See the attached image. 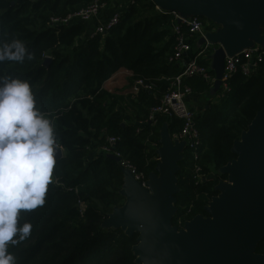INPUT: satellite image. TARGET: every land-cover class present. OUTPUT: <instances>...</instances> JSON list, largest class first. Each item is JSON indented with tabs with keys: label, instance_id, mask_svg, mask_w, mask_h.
Masks as SVG:
<instances>
[{
	"label": "trees",
	"instance_id": "trees-1",
	"mask_svg": "<svg viewBox=\"0 0 264 264\" xmlns=\"http://www.w3.org/2000/svg\"><path fill=\"white\" fill-rule=\"evenodd\" d=\"M88 3L0 0V45L20 40L26 48L23 61L0 62V76L29 82L64 152L56 161L45 204L21 212L18 218V226L30 222L32 230L25 240L9 244L15 264H135L132 248L137 235L128 237L121 229L101 227L124 199L119 195L123 184L120 164L102 155L99 148L107 137H119L117 150L122 157L148 176L158 163L156 149L148 144L158 143L164 124L171 136L182 126L176 118H161L154 126L140 125L182 70L170 61L174 15L159 11L152 0H134L106 35L87 37L85 23L49 24L51 17L65 16ZM215 28L211 23L207 26L209 31ZM45 57L52 59L48 67L43 65ZM199 63L208 61L199 58ZM120 70L144 80L151 90L135 98L110 92L105 83ZM184 83L193 92L210 94V85L201 77ZM217 95L218 102L210 103L196 118L201 134L197 163L207 178L202 183L193 178V163L186 152L180 163V192L173 218L177 227L197 215L206 216L205 206L217 195L215 186L226 180L219 170L235 158L231 153L234 141L264 108V59L250 75L241 71L232 75L227 89ZM121 105L125 110L129 107L131 120L125 121ZM256 252L264 255V239Z\"/></svg>",
	"mask_w": 264,
	"mask_h": 264
},
{
	"label": "water",
	"instance_id": "water-1",
	"mask_svg": "<svg viewBox=\"0 0 264 264\" xmlns=\"http://www.w3.org/2000/svg\"><path fill=\"white\" fill-rule=\"evenodd\" d=\"M161 12L176 13L182 19L199 17L216 26L200 37L196 46H214L210 73L214 74L211 95L222 89L226 57H233L256 45L264 47V0H152ZM52 62L45 57L43 65ZM186 144L172 140L168 125L159 131L158 163L148 175L146 187L127 169H121L124 199L103 220L104 229H121L128 237L137 235L132 248L135 264H264L256 252L264 239V108L258 111L235 140V158L221 167L226 176L215 186L200 214L182 228L173 224L180 192L178 174ZM64 157L58 147L55 160ZM117 163L120 159L106 155Z\"/></svg>",
	"mask_w": 264,
	"mask_h": 264
},
{
	"label": "clouds",
	"instance_id": "clouds-1",
	"mask_svg": "<svg viewBox=\"0 0 264 264\" xmlns=\"http://www.w3.org/2000/svg\"><path fill=\"white\" fill-rule=\"evenodd\" d=\"M25 54L20 40L0 45V62H21ZM58 147L52 122L37 106L29 82L0 76V264H15L9 244L31 233L32 224L18 226V218L45 204Z\"/></svg>",
	"mask_w": 264,
	"mask_h": 264
},
{
	"label": "built area",
	"instance_id": "built-area-1",
	"mask_svg": "<svg viewBox=\"0 0 264 264\" xmlns=\"http://www.w3.org/2000/svg\"><path fill=\"white\" fill-rule=\"evenodd\" d=\"M31 2H45L48 0H30ZM134 0H130L129 5L133 4ZM106 4L103 0H89V3L76 11H73L65 16H53L50 18L51 26H70L78 23H88L97 19ZM175 17L172 32L174 36L173 54L170 57L172 62H183L181 73L171 79L170 90L164 94L157 105L150 108L147 119L140 125H157L161 118H176L181 121L180 130L172 135V140L185 142L187 153L190 161L193 163V178L202 183L207 178L202 173V167L198 165L199 153L201 146V134L196 122V114L188 106L187 99L193 93L192 88L184 83V80L201 77L204 81L213 87L215 78L214 74L210 73V56L215 49L214 46L206 43L198 52L191 56L194 44L203 37L207 30L209 22L202 18L193 17L190 19H182L178 23V15L172 13ZM122 13H115L104 22H100L92 35H106L114 29L121 18ZM89 35V36H92ZM87 36V37H89ZM199 58L208 61V64L199 63ZM264 59V47L256 45L254 48H249L243 52L233 56L226 57L225 71L222 78V89H227V81L236 72L241 71L245 76L250 75L255 71ZM151 85H148L142 79H133L131 94L135 98L141 91H150ZM139 131V129H138ZM120 141L119 137H107L106 144L99 148V152L106 156L114 155L120 159L121 169H127L134 176L135 180L140 182L143 187H146L148 176L140 172L138 168L128 159L122 157V153L117 150V144ZM158 147V143L156 144ZM80 214L83 215V209H80ZM183 224L179 227L182 228Z\"/></svg>",
	"mask_w": 264,
	"mask_h": 264
},
{
	"label": "crops",
	"instance_id": "crops-1",
	"mask_svg": "<svg viewBox=\"0 0 264 264\" xmlns=\"http://www.w3.org/2000/svg\"><path fill=\"white\" fill-rule=\"evenodd\" d=\"M106 4L105 9L101 12L100 16L97 19H94L88 23H85L86 25V36L92 35L96 29V26L100 22H104L107 19H109L112 15L115 13H122L128 8L130 0H103ZM198 42V41H197ZM197 42L193 46V50L191 53V56L195 55L197 52L198 47L196 46ZM177 66L180 67V69L183 68V62L178 61ZM122 80H125L126 85L128 86L127 89H123V82ZM119 81H121V84L119 85ZM112 84L117 85V89H111L108 86H112ZM133 84V76L130 71L127 70H120L118 73H116L109 81L105 83V88L110 89L113 91V93H116L121 96H131V89ZM109 90V91H110ZM218 95H211V94H200L193 92L187 99L188 106L194 111L196 114V118L199 114H202L205 109H207L208 105L210 103H216L218 102Z\"/></svg>",
	"mask_w": 264,
	"mask_h": 264
},
{
	"label": "rangeland",
	"instance_id": "rangeland-1",
	"mask_svg": "<svg viewBox=\"0 0 264 264\" xmlns=\"http://www.w3.org/2000/svg\"><path fill=\"white\" fill-rule=\"evenodd\" d=\"M146 13L148 14L149 13V11H146ZM122 84H123V89H127V85H126V82H125V80H122ZM121 84V81H119V85ZM109 88H111V89H117V85H113L112 84V86H108ZM110 90V89H109ZM110 92H113V91H111L110 90ZM127 97V96H126ZM124 105H121L119 108L120 109H122V112H124V116H125V121L127 122V121H129V120H131V118L133 117V114L131 113V110L129 109V107H128V109L127 110H125L124 108ZM126 108V107H125ZM142 123V121L140 122V124ZM149 145V147L150 148H154V149H157L158 147H157V145L155 144V143H151V144H148ZM93 154L94 153H92L91 155H90V157L91 156H93ZM133 160V159H132ZM131 162H133V161H131ZM120 203H123L122 201L120 202Z\"/></svg>",
	"mask_w": 264,
	"mask_h": 264
}]
</instances>
